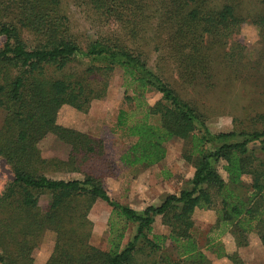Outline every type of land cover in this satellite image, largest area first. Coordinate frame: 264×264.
<instances>
[{
    "label": "trees",
    "instance_id": "obj_1",
    "mask_svg": "<svg viewBox=\"0 0 264 264\" xmlns=\"http://www.w3.org/2000/svg\"><path fill=\"white\" fill-rule=\"evenodd\" d=\"M70 1L94 11L97 20H114L123 33L78 34ZM158 3L166 24L156 27L154 37L165 33L166 52L151 67L136 42L144 38L139 33L150 11L146 0H0V158L12 173L0 192V264H35L32 253L46 232L53 234V247L44 264H211L194 233L196 209L215 212L208 249L227 232L236 246L247 245L254 233L264 249V110L246 113L244 121L233 117L238 124L246 121L243 127L211 132L206 105L193 97L215 86L218 68L210 58L240 20L241 2ZM164 56L175 73L172 80L158 62ZM116 68L126 107L118 110L115 125L132 139L120 161L150 166L164 158L166 141L180 138L188 143L184 159L194 168L187 187L141 211L113 199L93 170L97 158L104 162L101 141L56 121L62 105L86 111L103 97ZM149 90L160 93L153 104L145 99ZM47 135L68 145L66 159L41 155L39 142ZM62 171L82 177L49 176ZM244 176L250 177L248 184ZM97 199L110 207L105 249L89 242L87 214ZM157 216L167 234L153 232ZM130 226L133 234L125 241ZM219 248L232 264H244L236 251Z\"/></svg>",
    "mask_w": 264,
    "mask_h": 264
},
{
    "label": "rangeland",
    "instance_id": "obj_2",
    "mask_svg": "<svg viewBox=\"0 0 264 264\" xmlns=\"http://www.w3.org/2000/svg\"><path fill=\"white\" fill-rule=\"evenodd\" d=\"M150 3L148 17L142 19L143 28L139 34L143 39L136 41L140 49L147 56L148 65L154 66L159 53L165 55L164 41L161 39L165 33L155 36L156 27L166 24L158 7L159 0H146ZM220 0H210L217 3ZM241 8L238 10L240 20L231 26L223 36L222 46H215L216 52L211 56L212 64L217 66L218 77L215 86L203 91L195 92V97L207 114V126L211 132L227 131L233 127H243L246 124H238L233 117L244 121L246 113H254L259 106L264 110V2L263 0H239ZM71 2V1H70ZM260 2V3H259ZM259 5H256V4ZM245 7V8H244ZM248 10V11H246ZM68 13L73 26L78 34L90 35L101 31L111 35L115 30L122 32L120 25L114 20H97L93 12L83 11L80 7L69 4ZM142 26H139L141 29ZM159 48L153 49L154 40ZM3 38L0 37V46ZM153 45V47H152ZM215 51V50H214ZM212 51V52H214ZM225 52L226 57L221 54ZM169 53V52H168ZM160 67L165 70V76L172 80L175 73L171 64H165L168 60L160 59ZM161 62V63H160ZM240 71L239 74H235ZM232 79V83L230 82ZM121 69L116 68L110 74L104 95L93 99L86 111H80L70 105H62L57 113V123L87 133L101 141L104 151V162L96 159L93 167L101 176V180L107 193L119 203L129 206L137 211L143 210L148 205H158L163 197L169 193H177L189 185L193 166L184 159L187 144L183 139L172 138L165 142V156L159 162L147 167L126 166L120 161V155L125 151L132 139L127 137L115 125L116 116L120 108L126 107L124 101V86L122 85ZM193 93V92H192ZM160 97V93L149 90L145 93L148 104H153ZM4 112L0 109V124ZM156 117H154V121ZM258 146V142L250 143V146ZM39 148L43 157H56L66 159L69 147L66 143L53 135H47L39 142ZM220 170V164H215ZM54 178H81L79 171L50 172ZM12 173L4 159L0 158V192L4 185L11 180ZM245 184L250 182L249 176H244ZM47 198L41 197L40 205L45 206ZM110 212L109 205L103 200L97 199L88 211L87 217L91 221V234L89 242L101 249L107 247V218ZM215 220V212L212 209H196L193 213L194 233L199 241V246L210 259L211 264H232L221 252L236 251L244 261V264H264V249L254 233H249L248 243L236 246L234 237L225 233L214 243L216 245L208 249L205 245L208 230ZM133 227L126 231L125 241L133 234ZM153 232L168 233V227L161 223L159 216L153 224ZM53 247V234L46 232L42 242L37 246L32 255L35 264H44ZM140 257V256H139Z\"/></svg>",
    "mask_w": 264,
    "mask_h": 264
}]
</instances>
